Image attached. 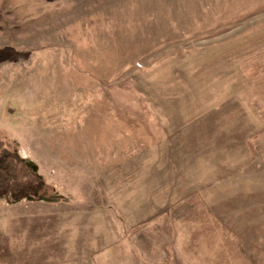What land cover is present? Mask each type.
Here are the masks:
<instances>
[{
    "label": "rangeland",
    "instance_id": "obj_1",
    "mask_svg": "<svg viewBox=\"0 0 264 264\" xmlns=\"http://www.w3.org/2000/svg\"><path fill=\"white\" fill-rule=\"evenodd\" d=\"M0 264H264V0H0Z\"/></svg>",
    "mask_w": 264,
    "mask_h": 264
}]
</instances>
